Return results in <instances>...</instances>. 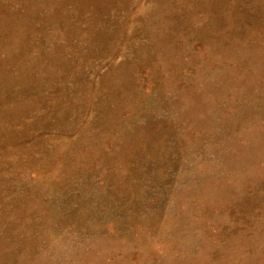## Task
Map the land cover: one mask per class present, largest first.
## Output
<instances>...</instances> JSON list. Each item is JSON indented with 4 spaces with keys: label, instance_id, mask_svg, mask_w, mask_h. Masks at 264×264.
<instances>
[{
    "label": "rangeland",
    "instance_id": "374dc122",
    "mask_svg": "<svg viewBox=\"0 0 264 264\" xmlns=\"http://www.w3.org/2000/svg\"><path fill=\"white\" fill-rule=\"evenodd\" d=\"M0 264H264V0H0Z\"/></svg>",
    "mask_w": 264,
    "mask_h": 264
}]
</instances>
